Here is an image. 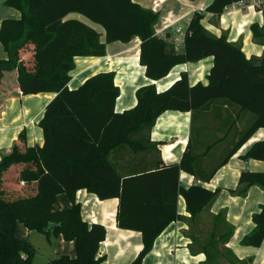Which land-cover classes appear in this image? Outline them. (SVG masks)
<instances>
[{"label": "trees", "instance_id": "16d2710c", "mask_svg": "<svg viewBox=\"0 0 264 264\" xmlns=\"http://www.w3.org/2000/svg\"><path fill=\"white\" fill-rule=\"evenodd\" d=\"M241 1L214 0L205 12L220 16ZM5 5L19 11L21 18L4 20L1 25L0 42L9 59H0V85L5 73L17 71L24 95L56 96L39 123L44 145L17 146L0 166V264H34L37 249L30 240L17 235L19 223L29 231L76 241V258L64 255L49 264H105V258L98 257V253L106 239V229L83 219L76 202V194L82 189L102 200L120 199L119 226L137 229L143 237L144 248L132 264H143L156 238L178 218L179 194L195 218L220 191L203 185L180 186L181 171L196 174L193 155L186 154L180 164L158 172L124 178L109 162V154L125 146L134 152L147 149L139 136L150 131L166 111H195L227 100L254 113L256 119L221 164L225 165L264 128V56L256 65L247 59L241 45L230 43L225 35H211L202 23L204 12L194 14L186 30L184 50L177 52L175 42L169 41L170 34L166 38L156 35L159 13L133 0H7ZM73 13L102 26L106 41H102V33L85 22L67 19ZM251 31L254 39L264 45V24H253ZM136 38L141 40L140 64L150 80L160 81L179 65L213 57L208 84L192 86L184 73L164 92H158L155 84L144 86L137 91L136 107L123 113L116 112L120 89L114 72L99 73L76 90L69 88L77 57H105L108 44H127ZM243 158L264 161V141L256 143ZM212 176L201 180L208 182ZM158 178L162 182L173 180L172 193L164 186L156 195L158 203L135 191L139 180L153 182ZM240 185L245 187L240 190L242 194L251 186L264 187V172H243ZM60 194L71 199V209L54 211ZM133 215L149 216L153 222L133 226L128 223ZM253 222L255 228L241 243L261 247L264 205L253 215ZM51 224L55 226L49 229Z\"/></svg>", "mask_w": 264, "mask_h": 264}, {"label": "crops", "instance_id": "0c3cea01", "mask_svg": "<svg viewBox=\"0 0 264 264\" xmlns=\"http://www.w3.org/2000/svg\"><path fill=\"white\" fill-rule=\"evenodd\" d=\"M6 1L0 0V29L4 20L21 18L19 11L5 5ZM133 1L145 9L159 13L156 35L166 38L170 34V42H174L179 36L175 31L176 27L187 30L194 14L204 12L202 23L211 35L217 38L225 35L230 43L242 46L248 60L256 65L261 64L264 45L254 39L251 26L264 24V0H245L244 6L232 5L220 16L205 12L214 0ZM71 15L67 19L75 17ZM104 37L105 32L103 42L106 41ZM140 45L139 38L127 44L115 42L107 45L105 57H77L69 88L76 90L99 73L114 72L116 85L120 89L116 112L123 113L136 107L137 91L144 86L155 84L158 92H164L180 80L184 73L188 74L192 86L198 83L208 84L207 77L214 66L213 57L179 65L164 79L152 81L146 76V68L140 64ZM183 50L184 43L180 44L177 52ZM0 59H9L1 42ZM55 96V93L24 95L19 86L17 71L4 74L0 85V166L17 146L29 148L44 145L45 136L39 123ZM250 113L252 112L243 111L227 100L215 101L195 111H166L150 131L139 136L148 146L147 149L134 152L125 146L109 154V162L124 178L158 172L180 164L185 155L190 154L196 157V174L181 171L180 186L188 188L201 183L207 189L220 191L195 218L188 212L184 196L179 194L178 218L156 238L154 247L145 256L143 264H233L226 256L229 252L238 262L264 264V243L261 247L244 246L241 243L255 228L253 215L264 205V187L251 186L245 194L240 193L245 188L240 185L243 172H264V161L243 158L256 143L264 141V128L259 129L221 166L241 134L255 121L256 115L253 113L255 117H252ZM211 174L213 176L208 182H202V177ZM152 181L139 180L135 191L157 203L160 200L158 196L165 187L172 193V178L166 182L159 178ZM76 202L80 204L82 217L86 222L100 224L106 229V239L100 245L98 257H104L105 264H132L144 248L143 237L142 232L137 229L119 226L120 199L102 200L96 194L82 189L76 194ZM209 206L210 209L206 212L205 209ZM72 207L73 202L68 195L60 194L56 197L53 209L63 211ZM128 221L133 226L153 222L151 217L142 215H133ZM33 233L24 224H18L19 237L29 240ZM45 240L50 245L47 247L48 262L64 255L72 258L78 255L76 241H66L63 236L52 238V234L46 235ZM207 242L209 246L206 245ZM212 243H217L221 252L214 254L216 258L208 253ZM223 252L226 255H222Z\"/></svg>", "mask_w": 264, "mask_h": 264}, {"label": "rangeland", "instance_id": "374dc122", "mask_svg": "<svg viewBox=\"0 0 264 264\" xmlns=\"http://www.w3.org/2000/svg\"><path fill=\"white\" fill-rule=\"evenodd\" d=\"M71 16H75V17H72L70 19H79V18H81L83 20V22H87L89 25H91V27L95 28L97 31H99L100 33L103 34L104 28L102 26L94 24L93 22H91L87 18H85L84 16H81V15H79L77 13L72 14ZM76 16L79 17V18H77ZM81 19H79V20H81ZM104 40H105V37H104ZM250 115L252 117L254 116L253 113H250ZM209 209H210V206L205 209L206 212H208ZM45 238H46V235H43L42 233H37V232H34L33 234H31V236L29 238L31 243L34 244V246L37 249V254L35 255L34 260H33L34 264H49V262H48L46 257L48 255L47 254V247L50 246V245L46 241L47 239L45 240ZM52 238H55L54 234H52ZM208 242L206 243V245L208 244ZM208 246H209V244H208ZM219 251L220 250L218 249V244L217 243H212L211 247H209L208 253L213 257L214 254L216 255L217 253H221ZM225 255H226V253H225ZM228 255H226V256H227L228 260L230 261V263H233V264L234 263L235 264H244V263L238 262L235 257H232L231 252H229ZM217 257L221 258L220 255H217ZM214 258H216V256H214Z\"/></svg>", "mask_w": 264, "mask_h": 264}, {"label": "built area", "instance_id": "2783aa9c", "mask_svg": "<svg viewBox=\"0 0 264 264\" xmlns=\"http://www.w3.org/2000/svg\"><path fill=\"white\" fill-rule=\"evenodd\" d=\"M237 4H239L240 6H244L245 5V0H243L240 3H237ZM252 7H255V5H253ZM175 31L179 34V36L174 39L175 50L178 51L180 44L184 43V39L186 37V30H183V28H181V27H176ZM200 184H198V185H200Z\"/></svg>", "mask_w": 264, "mask_h": 264}, {"label": "water", "instance_id": "95a60500", "mask_svg": "<svg viewBox=\"0 0 264 264\" xmlns=\"http://www.w3.org/2000/svg\"><path fill=\"white\" fill-rule=\"evenodd\" d=\"M54 226H55V225H52V224H51V225L49 226V229H51V228L54 227ZM46 231H47V230H46Z\"/></svg>", "mask_w": 264, "mask_h": 264}]
</instances>
